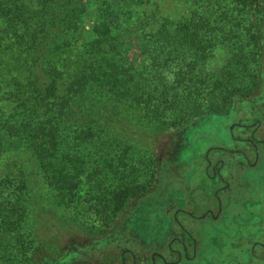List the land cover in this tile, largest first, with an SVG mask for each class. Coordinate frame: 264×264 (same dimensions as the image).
<instances>
[{
  "label": "trees",
  "instance_id": "trees-1",
  "mask_svg": "<svg viewBox=\"0 0 264 264\" xmlns=\"http://www.w3.org/2000/svg\"><path fill=\"white\" fill-rule=\"evenodd\" d=\"M176 1L185 3L187 15H166L147 28L142 9L133 8L144 0H102L96 36L70 67V53L42 55L39 50L51 26L68 31L80 21L86 10L82 1L0 0V159L6 165L0 228L8 224L10 234H19L25 214L35 215L60 200L74 201L89 175L92 196L103 199L97 208L105 226L130 198L145 195L156 164L123 138L120 122L111 129L106 125V108L112 103L125 107L118 113L120 121L128 117L134 128L166 135L204 116L235 111L241 116L237 135L231 131L234 147L243 140L264 146L257 134L264 132V0ZM132 24L136 27L131 30ZM9 45L16 51L7 58ZM222 46L230 55L213 68L210 62ZM233 149L225 151L234 154ZM139 168L145 171L144 182L138 180L143 174L137 173ZM35 173L47 190L45 205L30 193V175ZM172 223L179 228L175 219ZM176 234L179 238L169 240L165 253L134 249L126 255L116 243L118 250L99 264H178L197 247L186 251L184 227ZM44 242L33 250L40 261L65 255L67 247L53 250L51 241ZM9 260L2 264H19Z\"/></svg>",
  "mask_w": 264,
  "mask_h": 264
},
{
  "label": "rangeland",
  "instance_id": "rangeland-1",
  "mask_svg": "<svg viewBox=\"0 0 264 264\" xmlns=\"http://www.w3.org/2000/svg\"><path fill=\"white\" fill-rule=\"evenodd\" d=\"M81 1L86 10L80 21L68 31L62 25L51 26L44 35L39 54L64 51L60 55L66 56L70 53L68 64L73 67L84 44L96 36L97 6L102 0ZM133 8L142 9L140 15L145 22H149L147 28H153L155 21L166 15L173 18L184 13L187 15L185 3L176 0H144L142 5ZM134 25H130L131 30L135 29ZM131 30L126 33L132 35ZM63 36L66 38L58 40ZM15 49V45H9L6 57H14ZM229 55L227 48L222 46L215 51L210 66L221 67ZM124 108L112 103L106 108L108 113L104 121L110 129L120 122L122 129L118 132L123 138H129L137 149L143 150L139 154L148 157V163L150 160L153 164L155 162L157 169L153 183L144 188L145 195L130 198L113 221L105 226V218L101 217L97 208L103 199L99 202L92 196L95 187L89 175L83 178L84 182L74 201L64 204L60 200L50 209L39 210L35 215L32 212L25 214L26 223L19 234L13 236L10 234L11 226L3 225L0 228V264L8 258V262L14 260L19 264H99L118 250L116 243L126 255L134 249L153 255L165 253L169 240L179 238L176 230L182 227L187 234L183 243L186 251H191L195 246L197 251L178 264H264V146L261 143L256 147V144L243 140L244 144L234 147L231 131L234 134L238 132L235 124L241 115L235 111L207 115L194 120L175 135H166L148 128L140 129L139 123V127L134 128L128 122V117L124 122L120 121L118 113ZM257 134L264 138L261 130ZM174 140L176 142L173 144ZM232 148L234 154L225 151ZM219 149L223 152L217 151ZM225 159L231 160V163L228 164ZM4 161L5 158L0 159L1 199L6 195ZM152 169L149 167V171ZM140 171L143 174L138 180L144 182L145 171L139 168L137 173ZM30 185L32 196L42 198L41 203L45 205L43 197H46V192L43 190L46 189L36 173L30 175ZM40 191L43 195L39 194ZM238 196L249 199L247 202L251 208L248 216L239 214L242 205ZM228 199H232L229 207L233 208L229 214L231 211V214H238L239 221H244L245 217L248 219L246 228L239 229V232L235 228L237 226L230 228L234 224L230 225L228 221L224 224L210 222L218 218L219 208ZM174 219L179 223V228L172 223ZM36 220V239L32 240ZM191 236L194 241H190ZM45 240L52 242L53 250L60 246L67 247L65 255L44 258L41 262L33 250L38 242L45 244ZM202 242L203 259L200 257Z\"/></svg>",
  "mask_w": 264,
  "mask_h": 264
},
{
  "label": "crops",
  "instance_id": "crops-1",
  "mask_svg": "<svg viewBox=\"0 0 264 264\" xmlns=\"http://www.w3.org/2000/svg\"><path fill=\"white\" fill-rule=\"evenodd\" d=\"M260 167H261V164H260ZM256 168V167H255ZM261 169V168H260ZM263 169V168H262ZM256 170V169H254ZM240 196V195H239ZM239 196L237 197L238 199L241 200V209L239 210L240 213L239 214H245V216H248L249 214L247 213L248 210L251 208V204H249L247 201L249 200L248 198H244V197H241L239 198ZM253 204V203H252ZM227 205V204H226ZM226 205H223V207H220L219 208V216L217 215L218 218L214 219L213 221H210L212 224H215V223H218V224H224L225 221H228L230 225H233V226H229L230 228L234 229L235 227L236 230H238L239 232V229H244L246 228L247 224H248V219L247 217H245L246 219L244 221H239V215L238 214H231L232 211H233V208H228ZM231 211V213L229 214V211ZM232 223V224H231ZM241 224V225H240ZM243 224V225H242ZM204 248V245H203V242L201 243V251H202V254H201V258H202V255H203V250ZM200 258V259H201ZM249 258V257H248ZM203 259V258H202Z\"/></svg>",
  "mask_w": 264,
  "mask_h": 264
}]
</instances>
